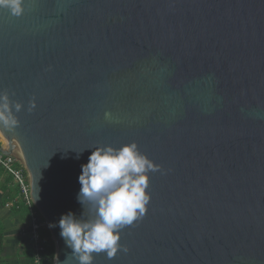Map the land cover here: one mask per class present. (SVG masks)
<instances>
[{
    "label": "water",
    "instance_id": "1",
    "mask_svg": "<svg viewBox=\"0 0 264 264\" xmlns=\"http://www.w3.org/2000/svg\"><path fill=\"white\" fill-rule=\"evenodd\" d=\"M0 7V91L31 111L0 125L54 244L91 151L135 143L145 215L93 264H264V0H23ZM79 158H77V152ZM65 260V261H64Z\"/></svg>",
    "mask_w": 264,
    "mask_h": 264
},
{
    "label": "clouds",
    "instance_id": "2",
    "mask_svg": "<svg viewBox=\"0 0 264 264\" xmlns=\"http://www.w3.org/2000/svg\"><path fill=\"white\" fill-rule=\"evenodd\" d=\"M22 3L23 0H0V7L19 17ZM33 107L31 101L25 108L10 99L7 91H0V125L8 129L18 126L14 113L31 111ZM81 152H77V158ZM80 167L77 201L83 209L89 208L90 218H77L70 211L49 227H59L61 238L71 250L65 260L73 258L77 264H93L94 254L112 259L118 251H127L119 243V230L145 215L150 201L148 173L157 171L159 166L141 154L133 142L119 148L98 146Z\"/></svg>",
    "mask_w": 264,
    "mask_h": 264
},
{
    "label": "built area",
    "instance_id": "3",
    "mask_svg": "<svg viewBox=\"0 0 264 264\" xmlns=\"http://www.w3.org/2000/svg\"><path fill=\"white\" fill-rule=\"evenodd\" d=\"M0 166L11 177L14 187L17 189V202L24 205L27 214L28 237L32 253L31 264H42L43 247L39 237V231L45 226L43 220L38 219V212L29 198L28 179L23 165L11 156L4 157L0 154ZM9 204L5 208H9ZM38 216V217H37Z\"/></svg>",
    "mask_w": 264,
    "mask_h": 264
},
{
    "label": "crops",
    "instance_id": "4",
    "mask_svg": "<svg viewBox=\"0 0 264 264\" xmlns=\"http://www.w3.org/2000/svg\"><path fill=\"white\" fill-rule=\"evenodd\" d=\"M25 219L0 207V225L4 232L3 257L7 264H31L28 224Z\"/></svg>",
    "mask_w": 264,
    "mask_h": 264
},
{
    "label": "trees",
    "instance_id": "5",
    "mask_svg": "<svg viewBox=\"0 0 264 264\" xmlns=\"http://www.w3.org/2000/svg\"><path fill=\"white\" fill-rule=\"evenodd\" d=\"M1 154V145H0ZM17 189L14 187L12 179L6 174L3 168L0 166V207L5 208L6 204H9L7 210L13 215H20L22 219L27 218V212L24 205L17 202ZM5 201V202H4ZM39 216V217H38ZM38 219L43 220L38 214ZM26 220V219H25ZM39 237L41 245L43 247L42 264H53L54 259V244L51 240L49 231L46 226L42 227L39 231ZM4 253V232L3 227L0 225V264H7L3 257ZM32 253L30 250V259Z\"/></svg>",
    "mask_w": 264,
    "mask_h": 264
},
{
    "label": "rangeland",
    "instance_id": "6",
    "mask_svg": "<svg viewBox=\"0 0 264 264\" xmlns=\"http://www.w3.org/2000/svg\"><path fill=\"white\" fill-rule=\"evenodd\" d=\"M0 145H1V147L2 148H4V145L2 144V142L0 141ZM15 156H17L16 154H15ZM13 157V156H11L12 158H14L15 160H17V161H19L20 162V164L22 165V163H21V160H18L16 157Z\"/></svg>",
    "mask_w": 264,
    "mask_h": 264
},
{
    "label": "bare ground",
    "instance_id": "7",
    "mask_svg": "<svg viewBox=\"0 0 264 264\" xmlns=\"http://www.w3.org/2000/svg\"><path fill=\"white\" fill-rule=\"evenodd\" d=\"M0 141L2 142V144L5 146L6 144H5V140L3 139V137L1 136V134H0ZM5 202V201H4ZM44 250V249H43Z\"/></svg>",
    "mask_w": 264,
    "mask_h": 264
}]
</instances>
